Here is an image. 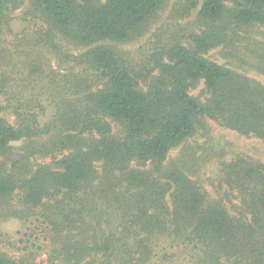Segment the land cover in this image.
I'll list each match as a JSON object with an SVG mask.
<instances>
[{
    "label": "trees",
    "instance_id": "1",
    "mask_svg": "<svg viewBox=\"0 0 264 264\" xmlns=\"http://www.w3.org/2000/svg\"><path fill=\"white\" fill-rule=\"evenodd\" d=\"M165 3L0 0V33L8 14L26 7L50 39L127 44ZM179 12H196L194 27L152 67L107 45L71 57L82 73L68 82L74 95L54 129L21 115L17 126L0 118V220L39 211L51 233L47 264H264V166L241 155L222 163L224 187L212 199L191 179L189 152L166 164L198 131L208 132L207 120L264 140V87L205 58L264 27V0H181ZM198 83L202 100L189 94ZM165 244L179 255L159 257ZM29 258L0 251V264H34Z\"/></svg>",
    "mask_w": 264,
    "mask_h": 264
},
{
    "label": "rangeland",
    "instance_id": "2",
    "mask_svg": "<svg viewBox=\"0 0 264 264\" xmlns=\"http://www.w3.org/2000/svg\"><path fill=\"white\" fill-rule=\"evenodd\" d=\"M94 1L103 3L105 0ZM180 3L181 0H166L143 35L127 44L103 41L86 46L73 44L59 35L50 39L45 23L38 18L31 19L26 7L8 14L0 33V118L17 126L18 115H21L28 120L36 119L39 128L54 129L52 124L57 114L74 95L72 90H68V82L73 81L74 75L82 73V69L74 67L70 58L94 46H113L124 53L133 65L152 67L153 60L163 58L167 48L174 44L184 45L194 27L196 12L189 17L182 15L179 12ZM242 35V45L231 50L217 48L208 52L205 58L241 73L264 87V27H255ZM77 77L82 79L81 76ZM189 94L201 100L206 97L202 83L192 88ZM110 125L117 133V125L111 121ZM206 125L207 133L198 131L168 155L166 164L176 161L184 152L188 157L189 152L195 171L191 179L210 198L217 199L221 186L224 187L221 183V164L241 155L264 166V140L238 135L209 120ZM13 145L21 147L22 143ZM61 156L56 154L53 157L59 159ZM51 158L41 163H48ZM38 212L27 219L0 220L1 252L14 259L31 256L29 260L34 264H47L53 248L51 233L38 217ZM161 247L159 257L164 255L163 252L179 255V250L169 249L168 244ZM149 264L168 263L156 260Z\"/></svg>",
    "mask_w": 264,
    "mask_h": 264
}]
</instances>
